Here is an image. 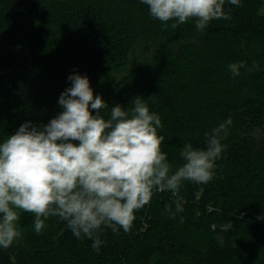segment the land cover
I'll return each instance as SVG.
<instances>
[{
    "label": "trees",
    "instance_id": "trees-1",
    "mask_svg": "<svg viewBox=\"0 0 264 264\" xmlns=\"http://www.w3.org/2000/svg\"><path fill=\"white\" fill-rule=\"evenodd\" d=\"M261 6L226 0L231 19L199 31L194 21L164 29L140 0H0V142L26 121L53 118L74 72L109 105L102 115L143 96L161 117V151L173 170L185 142L203 148L205 132L233 121L212 181H186L175 196L154 191L128 233L102 226L99 253L59 217L38 235L34 215L24 213L23 238L0 249V264H264ZM238 61L259 70L233 77L228 65ZM176 201L184 210L172 219L165 206L174 210ZM226 221L233 229L222 232Z\"/></svg>",
    "mask_w": 264,
    "mask_h": 264
},
{
    "label": "clouds",
    "instance_id": "clouds-1",
    "mask_svg": "<svg viewBox=\"0 0 264 264\" xmlns=\"http://www.w3.org/2000/svg\"><path fill=\"white\" fill-rule=\"evenodd\" d=\"M149 15L164 29H177L194 21L203 31L214 20H230L226 0H140ZM239 7L241 0H227ZM233 77L242 70H259L245 61L228 65ZM70 86L60 95V111L47 123L26 121L0 142V249L7 250L23 238L19 223L24 213L34 215L33 230L41 234L49 217L65 221L73 236L91 239L99 253L102 226L113 233H128L135 212L147 205L154 191H170L174 196L184 183L207 184L215 176L216 161L226 145L231 117L205 132V147L185 142L179 152L181 163L173 170L168 155L161 151L164 140L160 115L150 111L148 102L136 95L125 108L109 105L94 96L87 75L67 77ZM93 110L95 114H93ZM165 206L175 219L183 212ZM183 223V217H180ZM220 231L233 223L220 224ZM219 246L224 237H215Z\"/></svg>",
    "mask_w": 264,
    "mask_h": 264
},
{
    "label": "rangeland",
    "instance_id": "rangeland-1",
    "mask_svg": "<svg viewBox=\"0 0 264 264\" xmlns=\"http://www.w3.org/2000/svg\"><path fill=\"white\" fill-rule=\"evenodd\" d=\"M262 1V6H261V9H260V12L262 13V14H264V0H261ZM116 77H118V74H114V75H112L111 76V79H114V78H116Z\"/></svg>",
    "mask_w": 264,
    "mask_h": 264
}]
</instances>
